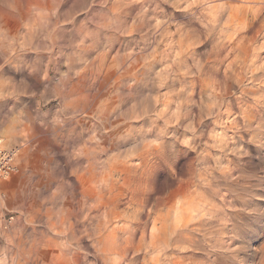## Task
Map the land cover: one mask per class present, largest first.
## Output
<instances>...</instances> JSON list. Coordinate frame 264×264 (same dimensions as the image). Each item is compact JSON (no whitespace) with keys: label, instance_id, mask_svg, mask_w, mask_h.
Wrapping results in <instances>:
<instances>
[{"label":"clouds","instance_id":"9594fccd","mask_svg":"<svg viewBox=\"0 0 264 264\" xmlns=\"http://www.w3.org/2000/svg\"><path fill=\"white\" fill-rule=\"evenodd\" d=\"M0 264H264V0H0Z\"/></svg>","mask_w":264,"mask_h":264}]
</instances>
